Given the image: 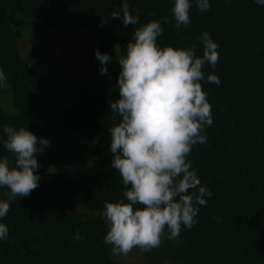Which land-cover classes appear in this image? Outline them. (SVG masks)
Segmentation results:
<instances>
[{
  "label": "trees",
  "instance_id": "obj_1",
  "mask_svg": "<svg viewBox=\"0 0 264 264\" xmlns=\"http://www.w3.org/2000/svg\"><path fill=\"white\" fill-rule=\"evenodd\" d=\"M125 2L133 14L139 11L137 26L161 20L158 46L196 45L200 57L203 44L198 38L208 32L219 55L215 68L203 67L205 80L200 82L212 111L213 123L205 128L207 143L194 145L186 158L212 195L199 206L190 229L182 225L179 236L168 239L166 228L158 247L131 252L142 264H262L264 6L256 0H209L205 12L190 0L187 28L175 27L174 0H0V69L9 85L0 88V101L13 108L8 113L0 103V157L9 156L12 165L2 143L5 126L26 127L59 141L36 157L39 186L26 197H16L0 218L8 228L7 237L0 239V264H115L112 246L104 243L102 212L105 202L126 200L109 151L108 128L114 124L109 102L118 98V89L106 94L79 85L73 105L33 103V86L61 73L39 74L30 67L33 51L21 53L10 20L12 15L37 19L36 39L57 25L96 31L97 43L85 60L92 63L96 49L103 52L123 36L132 41L135 26L104 20L114 12L122 15ZM163 17L171 22L163 23ZM209 74L218 77L219 85L207 82ZM86 158L97 164L96 172L80 178L67 174L63 164ZM9 194L0 186V201Z\"/></svg>",
  "mask_w": 264,
  "mask_h": 264
},
{
  "label": "clouds",
  "instance_id": "obj_2",
  "mask_svg": "<svg viewBox=\"0 0 264 264\" xmlns=\"http://www.w3.org/2000/svg\"><path fill=\"white\" fill-rule=\"evenodd\" d=\"M256 3L264 6V0ZM191 7L190 0H174L175 27L190 26ZM196 7L201 12L209 10V0H196ZM110 19L135 26L126 54L117 58L118 98L109 102L114 121L108 128L111 165L121 176L126 200L105 202L102 212L107 224L104 243L112 246L113 253L127 255L133 248L158 247L166 228L168 239L177 238L182 225L190 229L197 222L199 206L206 205V197L212 195L186 158L194 145L207 143L205 128L213 123L212 111L200 82L205 80L203 67L215 68L219 55L208 32L198 38L203 44L200 57L195 55L196 45L158 46L161 20L137 26L139 11L133 14L126 2L122 15L114 12L104 18L105 22ZM162 22L171 21L163 17ZM95 56L100 72L106 73L112 58L99 49ZM207 82L220 83L214 74L207 75ZM8 86L0 69V88ZM3 133V147L13 163L10 166L7 155L0 157V186L10 192L7 200L0 201V218L7 215L16 197H26L39 186L36 154H42L49 143L26 127L5 126ZM7 235L8 228L0 223V239Z\"/></svg>",
  "mask_w": 264,
  "mask_h": 264
},
{
  "label": "rangeland",
  "instance_id": "obj_3",
  "mask_svg": "<svg viewBox=\"0 0 264 264\" xmlns=\"http://www.w3.org/2000/svg\"><path fill=\"white\" fill-rule=\"evenodd\" d=\"M11 27L18 35V48L21 53L33 51L30 67L39 74H56L45 82L33 86L32 102L38 105L70 106L75 103V90L79 85L91 86L98 93H109L116 88V78L120 72L117 58L126 54L128 36L122 41H114L102 53H107L112 59L106 64L107 72H100V61L85 62L94 50L98 37L92 29H75L57 25L47 31L45 36L36 39L33 32L37 29V19L24 18L18 15L11 16ZM37 43V44H36ZM35 47V49H34ZM6 99V98H5ZM7 101V100H2ZM3 109L11 113L10 105H3ZM33 133V132H32ZM38 138L43 137L50 145L59 143L53 136H43L36 133ZM40 153L36 154L38 157ZM65 171L71 177L80 178L97 171V164L91 158L77 162L63 164ZM115 264H142V259L131 251L127 255L113 253ZM264 264V262L262 263Z\"/></svg>",
  "mask_w": 264,
  "mask_h": 264
}]
</instances>
